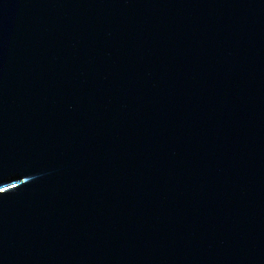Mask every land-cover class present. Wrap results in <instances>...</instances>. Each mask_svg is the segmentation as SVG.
<instances>
[{
	"label": "water",
	"instance_id": "1",
	"mask_svg": "<svg viewBox=\"0 0 264 264\" xmlns=\"http://www.w3.org/2000/svg\"><path fill=\"white\" fill-rule=\"evenodd\" d=\"M0 264H264V0H0Z\"/></svg>",
	"mask_w": 264,
	"mask_h": 264
}]
</instances>
